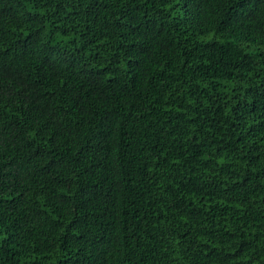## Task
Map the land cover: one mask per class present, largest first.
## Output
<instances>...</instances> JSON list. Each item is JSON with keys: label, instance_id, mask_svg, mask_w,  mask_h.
<instances>
[{"label": "trees", "instance_id": "16d2710c", "mask_svg": "<svg viewBox=\"0 0 264 264\" xmlns=\"http://www.w3.org/2000/svg\"><path fill=\"white\" fill-rule=\"evenodd\" d=\"M0 264H264V0H0Z\"/></svg>", "mask_w": 264, "mask_h": 264}]
</instances>
